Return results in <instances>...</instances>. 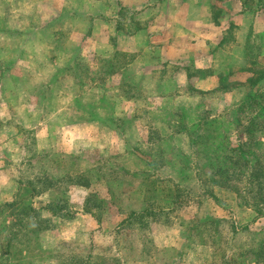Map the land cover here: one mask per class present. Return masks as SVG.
<instances>
[{
	"label": "rangeland",
	"instance_id": "rangeland-1",
	"mask_svg": "<svg viewBox=\"0 0 264 264\" xmlns=\"http://www.w3.org/2000/svg\"><path fill=\"white\" fill-rule=\"evenodd\" d=\"M13 1L0 0L2 17L0 31L8 33L0 32V204L16 198L20 189L33 182L39 189H44L41 194L32 198V204L36 209L41 212L56 206L55 211L63 214L67 208L66 196H69L70 212L66 214L71 215L72 212L81 211L89 190L77 189L64 177L71 172L76 175L95 168L94 165L100 157L113 161L111 158L117 157V153H124L126 139L120 131L112 130L100 121L94 123L90 121L84 126L77 127L75 122H70L69 105L73 100L70 92L76 90L70 89L73 83L69 79L73 77L72 70L64 71L67 81H62L64 83L60 85V90H65L67 96L60 93L59 100L56 99L54 105L48 107L60 109L65 105L64 110L69 111L68 115L65 117L54 115L51 118L46 116V106L42 100L46 91L44 81L52 76L57 66H64L67 56L71 57L75 51L74 47L79 44H81L79 55L92 65V70H97L99 63H103L99 62L100 58H109L115 45H118L120 50L130 51L136 55V59L133 57L134 62L126 70L128 71L126 76L128 80L132 79L137 83L144 93L175 94L181 85V100H168L161 104L157 100L155 101L157 107H177L178 103L192 107L200 103H197L196 95L190 97L186 91L185 72L175 67L178 65L176 61L164 66L163 53L166 51L167 55L173 56L174 52H182L184 59H180L181 65L184 66L187 62L186 64L193 68L191 72H197L196 62L190 63V60L198 51L195 50V42H191L187 35L192 32L199 36L203 40L202 51L210 52L212 48L210 42L214 43L213 41L217 40L220 29L202 23L192 28L185 26L188 30L177 28L180 22L184 26L189 14V3L198 0H144L141 5H136L135 2L138 0H15L16 5L12 4ZM202 1L213 3L214 16L216 13L219 16L223 15L221 19L234 8L231 0ZM49 2L57 3L59 9L64 8L63 20L52 25L32 26V22L40 23L50 15L47 7ZM248 5L255 8L253 2ZM127 8L129 10L125 12ZM173 13H178L177 27L173 25L167 29L166 24L165 29L159 27L158 21L163 20L162 16H165L166 21L169 20L168 15ZM209 13L210 4H207L206 10L202 8L198 15L208 19ZM136 20L142 21L144 25L147 22L149 24L148 32L138 38L132 37V32L139 25ZM242 21L249 24V18ZM90 28L94 35L88 37L86 35V42L79 41V37L83 35L85 37ZM176 29L180 35L175 33ZM247 30L246 27L240 29L237 26L233 33L236 34L237 31L244 41ZM12 31L19 33L15 34ZM229 41L232 44L227 48L228 56L231 55L232 59H228L224 53L219 54V51L206 57V61L211 62L213 67L216 66L214 68L216 70H223L228 62L240 66L243 64L241 49H238L232 40ZM255 44L257 46L254 45L250 50L251 56L264 65V52L257 53L260 45H264V39H255ZM200 46L201 44L196 45L197 48ZM10 61H14V64ZM9 64L13 66L14 75L19 79V91H16L10 82L2 83V71ZM220 66L223 67L219 68ZM207 73L210 74L209 70ZM256 73L258 74L259 70ZM201 74L195 75L193 80L201 78ZM122 77L121 70L120 74L110 80L109 89L106 86L95 87L90 82L83 88L85 98H89L90 94L97 91L105 93L108 102L98 105L101 114H109L120 120H123L124 116H131L137 107L134 102L125 101L119 96L122 95L120 88V84L123 83ZM227 82L229 84L227 90L231 88L233 95L227 94L226 98L221 94L226 91L215 92V97H207L205 103L203 102L205 108L218 112L225 109L227 104H237L239 101L236 100L251 89L247 83L236 85L232 81ZM60 90L55 88V94ZM197 116L200 115H192ZM172 120L175 122L178 118L173 117ZM136 123L139 124L136 126ZM141 126L143 124L140 121L135 122L130 128L131 132H126V134L136 132L138 135L132 141L133 144L139 143V136H144L143 132L139 133L135 129ZM46 129L50 131L46 132ZM231 138L237 144L246 136L236 132ZM179 140L184 148L185 158L195 162L189 138L184 136ZM257 140L262 141L260 151L264 154V134L257 135ZM176 144L177 141L174 142V146ZM176 151L167 148L166 161L179 159ZM82 156L77 165V158ZM181 164L183 163H174L159 171L165 176L173 175L182 180L178 183L172 180L169 182L172 188L175 186L173 183L180 187H178L180 201L168 215L151 220L148 229L142 230L139 226L127 224L116 226L121 218L115 215V208L112 210L113 213L104 215L106 220L101 225H97L92 219L80 217L81 220H76L70 216L51 218L41 212L42 217L48 219L52 230L43 239L42 246L33 256L31 255L30 264H85L90 257H96L97 260L91 261L95 263H101L102 259H106L108 262L105 264H253L252 255L248 253L249 250L257 248L264 237V217L254 220L252 209L242 206L236 194L228 189L214 188L220 200L216 202L206 195L204 190L210 188L199 184L195 169L189 171ZM98 184L99 181L93 179L90 188L93 191L97 189L100 191ZM164 185H167V181ZM103 192L107 194L105 190ZM89 198H92L93 204L96 198L93 195ZM135 199L121 193L116 197L109 196L103 206L107 208L109 203H113L114 206L138 204L139 200ZM89 206L93 208V205ZM107 216L111 219L107 220ZM210 218L220 220L218 227L203 224L211 221ZM233 224H237L238 229L236 226L235 229ZM19 236L24 237L22 234Z\"/></svg>",
	"mask_w": 264,
	"mask_h": 264
},
{
	"label": "crops",
	"instance_id": "crops-1",
	"mask_svg": "<svg viewBox=\"0 0 264 264\" xmlns=\"http://www.w3.org/2000/svg\"><path fill=\"white\" fill-rule=\"evenodd\" d=\"M134 1H136V0H134ZM142 1H144V0H138V2H135V3H136V5H141ZM231 2H233L234 8L231 9L230 12L228 11L227 16L224 17L223 19H221L223 17V15L222 16L220 15L221 16L220 17L216 13L214 16V11H215L214 8L215 7H214L213 3H209L207 1L203 2L202 0H198L196 2L194 1L193 3L192 2L189 3V12H188L189 14L187 15V18L185 19V22L183 24L184 26H182L181 22H180V24H178V27H177L176 17L178 16V13H173L171 15H168L169 20L164 21L166 18H165V16H162V17H164L163 20L158 21L159 27L162 26L163 29H165V27H167V29H169L168 27H173V25H174L180 29L182 27L183 28L182 30H184V29H186L185 26L192 28V27H194V25H197L199 23L200 24L201 23L207 24L208 27H213L212 25H214L215 29H218V28L220 29L218 32L220 34L218 35L217 40L213 41L214 43L210 42L211 47H212V48H210L211 49L210 52L207 50L202 51L201 47H202L203 40L199 36L194 35L192 32L187 35L188 39H190L191 42H195L196 45L201 44V46L198 48L195 45V48H196L195 50H197L198 52H196L195 56L191 57V60H190V63L196 62L195 69H197L199 71V72L197 71L198 73L197 72H191L193 68L191 66H189L188 64H186L187 62H185L186 65L185 64H184V66L181 65V63H182L181 60L184 59V54L181 55L182 52H178V53L174 52L173 56L167 55L166 51L163 53L162 64L164 66H165V64H167L169 62L172 63V62L176 61L175 63L178 65H176L175 67L178 70H182L185 72L186 82H184V83H185V85L187 84V86H186L187 90L186 91H187L188 95H191L190 97H195V95H196L198 97L197 103H200L198 105H192V107L189 105L183 104V103H178L177 107H175V106L170 107V108H166V107H164V108L160 107L159 108V107H157L155 104V101H157V100L160 101L159 102L160 104L163 102H166L168 100H172V101L173 100L175 101L176 99H177V101L181 100L182 99V98H180L182 96L180 94L181 85H180L179 89L177 90V92H175V94L173 93V94L152 95V94L144 93L141 90V88L138 86L137 83H135L132 79L128 80V78L126 76V75H128V71L126 72V70L128 69V66L132 62H134V60L136 59V55L131 53L130 51H125L122 49L120 50L118 45H115L116 47L114 48L112 55L109 58H100L99 62H103V63L102 64L99 63V67L97 70H92L91 69L92 65L85 62V60L79 55L81 44H79V45L76 44L77 47H74L75 51L73 52V54H71V57H70V55L67 56V60H66V63L64 64V66H61V67L57 66L55 69V72L52 74V76L50 78H48L47 80H45L43 83L46 91H44V95L42 97V100L46 106V116L51 118L54 115H58L60 117H65L66 114L68 115L69 111L64 110L65 105H62V108H60V109L59 108H55V109L49 108L48 109V107H52L54 105V103L56 102L55 101L56 99L59 100L60 93H61V95L63 94L64 96H67L66 95L67 93H64L65 90L64 91L60 90V85L63 84L65 81H67L66 76H64V74H65L64 71L66 69L72 70L73 71V77H71V78L69 77V79H71V83L72 82L73 83H72V87H70V89L76 88V90L74 92H70L73 95V96L71 95L73 100L70 102V105H69V107L71 108V112H69L70 122H72V123L75 122V127H77V126H84V125L88 124L87 122H90V121H93L92 123H94L96 121H100L103 124L107 125L110 129H112V130L117 129V131H120L124 135V137L126 139V148H125L124 153H117L116 154L117 157H112L111 159L113 161H110V159H107L105 157H100L99 159H97L96 164L94 165L95 168L83 171L84 173H87V175L89 176L91 181L93 179L99 181L98 185H99L100 191L98 189L93 191L90 188L92 185L88 186V185H84L83 183L73 184V186H76L77 189L82 188V189L87 190V191L89 190L80 212H77V213L72 212L71 215L66 214V213L70 212V211H68V205L70 204V197L66 196L67 208L63 214H60L59 211H55L54 207H51V208L46 209L44 211L42 210L43 214L45 213L47 215V217H51V218H54V217L56 218V216H62V217H67V216L69 217L70 216L71 218H76V220H79V219L81 220L80 217H82V219H87V220L92 219L93 221H95V223L97 225H101L106 220V219L104 220V215L108 214V213H113L112 210H113V208H115L116 209L115 215L121 218L120 223H117L116 226L117 225L123 226V225L127 224V223H122V222L128 217L129 212H131V211L141 212L143 210V208L145 206H147V199H148L150 192L147 189V186L144 185L146 181H150V179H152L158 183L160 182V184L162 186H164V184L167 181V186H170V188L172 190H175V191L178 190L179 186L175 183H178L182 180H179L178 177H175L173 175L165 176L163 174H160L159 171H163L165 166H168V165L170 166L174 163H178V164L183 163L181 165L184 166L185 168H187V170L190 171V170L195 169L197 180H198L199 184H201L199 176H198V168H197V166L194 167L195 162H190L188 159L185 158L186 154L183 153L184 148L179 143L180 142L179 138L187 136L186 133L185 134L184 133H177L173 136V134H169L168 124L174 122V120H172L173 117L178 118V120H176L174 123L178 122L179 118H181V120L186 118L187 122L189 124H192L194 122L199 121L200 118H202L203 116H217L224 111H228L227 109L236 108L244 100L247 93L253 88H251L245 94H242L241 97L238 100H236V101H239L237 104H234V103H232L231 105L227 104L226 105L227 107L225 109L223 108L222 110H220L218 112H213L211 110H208L207 108H205L204 103H205L207 97H213L215 92H220L222 90L226 91L225 93H221V94H224L226 98H227V94L233 95L232 94L233 90H231V88L229 89L231 91L227 90V85H229L227 81H232L236 85H242V84L247 83V84H250V86H251L250 81H251L254 73L257 70H259V73H261L260 71H264V65L262 63H259L255 59H253V57L251 56V52H250L251 48H253L254 45H256L255 39H258V40L264 39V0H231ZM251 2H253L255 4V6H254L255 8H252V6L250 7L248 5ZM16 3L17 2L14 0L12 4L16 5ZM207 4H210V13H209V18L207 19V17H205V19H204V18H202V16H200L198 14L200 13L202 8L204 10H206ZM47 7L49 9L48 12L50 13V15L47 16L44 20H41L40 23L32 22V24H31L32 26L37 25V27L38 26L40 27V26L49 25V24L52 25V24H55V23L63 20V15H64L63 9L64 8L59 9L57 3L47 4ZM128 10H129V8L125 9V12H128ZM0 18H2V17H0ZM245 18H249V24L248 25L244 21L241 22V20L245 19ZM121 20L123 21V19H121ZM136 22H138L139 25H138V27H136V30H134L132 32V37L138 38L140 35L142 36L148 32L149 24L147 22L146 25H144V23L142 21L139 22L137 20H136ZM118 25H120V24H118ZM164 25H165V27H164ZM237 26L240 29H242V28L244 29L245 27L248 28L247 35L245 36L244 41H242V39L238 35L237 31H236V34L233 33L234 29ZM29 29H31V27H29ZM29 29H27V30H29ZM186 30H188V29H186ZM173 31H174V29H173ZM0 32L3 34H8L7 31H0ZM12 32L15 34L19 33L17 31L16 32L12 31ZM60 32H58V34ZM175 33L177 35H180L179 30H177V29L175 30ZM184 34H185V32H184ZM86 35H87V37L94 35L92 33L91 28L85 34V37H84V35L79 37L80 38L79 41L82 40V41L86 42V40H87ZM229 40H232L234 42V45L236 47H238V49L239 48L241 49L240 53L242 55L243 64L240 66L238 64H234V63L232 64V63L228 62L226 64L225 68L224 69L222 68L223 70H221V71L216 70V69H214V68H216V66L213 67V64H211V62H207L206 57H209V55H212V54L215 55L219 51V54L224 53L228 59H232L231 55L228 56V53H229L228 50L229 49H227V48H228V46H230L232 44V42ZM257 44L259 45L258 42H257ZM263 46H262V44L260 45V49H257V53H263L264 52ZM125 55H128V56H125ZM116 56L120 57L119 60L117 57L116 61H112L116 58ZM178 59L179 60L181 59L180 62H177ZM101 60H103V61H101ZM112 62H115V63L113 64ZM10 63L14 64V61H10ZM77 63H80V65H77ZM11 64H9L7 67H4V69L2 71V77H3L2 83L4 84L6 82H10L14 85L16 91H19V89H18V86H19L18 80L19 79L14 75V68H13V66H11ZM112 65H113L114 69H116L115 75L120 74V71L122 70V72H123L122 80H123V82L127 83V84H125L126 88H130V86H129L130 83L134 84L136 86V91H135L136 94L128 96L127 94H124V92H122V95L121 94L119 95L125 101H130V102L132 101V102H134V104L137 105V107L135 108V111H133L131 113V116H129V117L124 116L123 120H120V118L119 119L114 118V116H111L109 114H106V115L101 114L98 105L102 104L103 102H108V99H107V96L105 95V93L101 94V93H98V91H97V92L90 94L89 98H85L86 93H85V90L83 89L87 82H90V84L94 85L95 87L106 86V88L109 89V86H111L110 80L115 76V75L112 76L110 73V69H111ZM179 65H181L183 67H181V66L179 67ZM221 67H223V66H220L219 68H221ZM83 69H85V70H83ZM74 70L76 72H74ZM102 70H108V71H102ZM178 70H177V72H180ZM207 70H209V72H210L209 75H208V73L206 74ZM51 72L52 71H50V73ZM107 73H108V75H107ZM200 73H202L201 74L202 77L193 80V77H195V75H199ZM101 74L103 76L106 75V77H104L102 79ZM223 77H225V78H223ZM62 81H64V82H62ZM260 82H261L260 85L264 84V78ZM120 83H121V80H120ZM212 84H214V85L212 86ZM55 88L57 90L59 89L61 92L58 91L55 94V92H54ZM184 94H186V93H184ZM164 104H166V103H164ZM194 106L196 107L195 109L193 108ZM206 111H208V112H206ZM107 112H109V110H107ZM193 114H198L200 116L199 117L198 116L192 117ZM139 121L143 124V126L135 128V129L138 130L139 133L143 132L144 136H139L140 137L139 143L135 142V144H133L132 141H134V139H136L138 137V135L136 134V132H135V134L134 133L126 134V132L127 131L131 132L132 129H130V128H132V126L135 122H139ZM138 124L136 123V126ZM48 126H50V125L48 124ZM149 126L151 128L161 129V131L164 133L163 138L165 136H169V135L171 136L172 135V138L170 140H168V142L170 144L163 145L161 147L163 149L168 148L172 151L177 150L176 152L179 153L180 157H182L183 160L180 158L179 159L176 158L175 160H169V161H166V159H164L163 162L159 160L160 163H158V164L161 165V167L159 169H157L156 171L150 172L149 162H156L159 158H157L158 155H156V154L149 155V153H147L149 149L152 150V149H154L153 147H157L156 144L158 142L156 139L155 140H149V136H148ZM72 129L73 128H71V130ZM42 130H44V129H42ZM49 131L50 130L46 129V132H49ZM236 132L239 133L238 131H236ZM260 134H264V132L260 133ZM247 139H248V136H246V138L242 141H245ZM175 141H177L176 146H174ZM258 142H261L260 143L261 146L263 145L262 141L259 140ZM157 149H158V147H157ZM165 152H166V150H165ZM154 153H155V151H154ZM82 158H83V156L80 157L79 159L77 158V162H76L77 165H79ZM185 160H187V161H185ZM189 163H192V164L190 165ZM173 168L176 171H178L175 166H173ZM123 169L130 171V174L128 176L122 175V173H120V171ZM116 171H118V172H116ZM113 177H114V179H113ZM116 177H119V178H116ZM164 177H166V178H164ZM109 179H113V181L114 180L115 181L114 182L109 181ZM122 179L125 181L124 186L117 184V181H120ZM164 179H167V180H164ZM170 180L175 182V183H173V185H175L174 188L171 187V185L169 183ZM218 188H220V187H218ZM122 189H124V190H122ZM104 190L107 192L106 195L103 192ZM204 191H205L206 195H209L206 190H204ZM121 193H123V194L125 193L126 196H128V198L129 197L136 198L135 200L136 201L139 200V203L138 204H134V203L131 204L130 203V205L124 204V205H120V206H118V204L116 206H114L113 203H109L107 208H98V209L93 210V211L88 210V205H90V203L88 204V198L91 195H93V196L95 195L99 199H105V201H108L109 196H112V197L115 196L116 197ZM159 195L161 198H163L165 196L164 193H160ZM14 199H12L11 201H13ZM177 199H178L177 203H179V201H180L179 196ZM219 201H216V202H219ZM6 202H10V201H6ZM6 202H4V203H6ZM4 203H2V204H4ZM2 204H0V205H2ZM176 204H172V203H171V205L168 204V206H166V208H165L166 212L169 214L173 209H175ZM252 211L254 212L253 209H252ZM45 214H44V216H45ZM168 214H164V215H168ZM162 215L163 214H160L157 217H154V218L152 217V218L148 219L149 223H148L147 227L143 228L139 225H130V226H139V228L142 230L148 229L150 226L151 220H154V219L157 220ZM254 215H255V212H254ZM108 219H111V217L107 216V220ZM235 226L238 229L237 224ZM50 230H52V227L51 228L49 227L48 229H46L45 231L40 233V241H41L40 247L43 244V239H45V236L51 232ZM44 246H45V244H44ZM87 259H89V261H95L96 257H90ZM91 259H94V260H91Z\"/></svg>",
	"mask_w": 264,
	"mask_h": 264
},
{
	"label": "trees",
	"instance_id": "trees-1",
	"mask_svg": "<svg viewBox=\"0 0 264 264\" xmlns=\"http://www.w3.org/2000/svg\"><path fill=\"white\" fill-rule=\"evenodd\" d=\"M117 57L119 60L120 57L116 56L112 61H116ZM260 72L254 73L250 81L253 89L247 93L244 100L236 108L230 107L231 109H227L228 111L217 116H203L199 121L192 124H189L186 118L183 120L179 118L178 122L168 124L169 134L174 136L177 133H186L189 138L191 154L196 158L195 164L198 168L200 183L210 188V190H206L207 193L219 201L214 191L215 187L234 192L242 206L245 205L254 210V220L264 217V154L260 151L261 142L257 140V135L264 132V84L260 85V81L264 78V71ZM110 73L112 76L116 73L113 65ZM101 76L102 79L106 77L102 74ZM125 84L127 83L120 84L124 94L128 96L136 94L134 84L130 83V88H126ZM236 131L245 134L248 139L240 140L239 143L235 144L231 137ZM148 136L149 140L156 139L158 141L156 144L158 149L153 147L154 149H149L147 152L149 155L156 154L159 158L156 162H149L150 172H152L161 167L158 163H160L159 160L164 161L166 150L161 146L170 144L168 140L172 138V135L163 138L164 133L161 129L149 126ZM176 155L183 160L178 152ZM71 173L64 177L70 183L91 185L87 173L81 172L76 175ZM120 173L128 176L130 171L123 169ZM113 179H109V181H113ZM151 180L144 184L150 192L147 206L141 212H129L128 217L122 223L147 227L148 219L160 214H168L165 210L166 206L178 202L179 189L175 191L170 186H162L160 182ZM117 184L124 185L125 181L122 179L117 181ZM42 191L44 189H39L32 182L20 189L13 201L0 205V250H2L0 264H30L31 255L33 256L40 248V233L48 229L50 225L48 219L42 217V211L40 212L33 206L32 198L41 194ZM160 193H164L165 196L161 198ZM93 197L98 201L94 199L92 204V198H88V204L93 205V208L88 205V210L104 208L105 199H99L95 195ZM52 207L55 208L56 206ZM210 220L203 224L218 227L220 220L215 218H210ZM233 227L235 228V224ZM21 234L24 237L19 236ZM248 254L252 255L251 262L253 264H264V237L259 246L249 250ZM100 262L105 264L108 261L102 259ZM101 263L91 262L89 259L85 262V264Z\"/></svg>",
	"mask_w": 264,
	"mask_h": 264
}]
</instances>
